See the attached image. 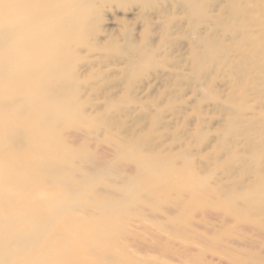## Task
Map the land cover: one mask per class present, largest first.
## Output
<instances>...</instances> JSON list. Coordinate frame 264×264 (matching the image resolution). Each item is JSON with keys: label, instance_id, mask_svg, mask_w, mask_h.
Here are the masks:
<instances>
[{"label": "bare ground", "instance_id": "obj_1", "mask_svg": "<svg viewBox=\"0 0 264 264\" xmlns=\"http://www.w3.org/2000/svg\"><path fill=\"white\" fill-rule=\"evenodd\" d=\"M120 11L133 19L105 31ZM171 28L194 37L184 75L156 67ZM149 68L194 99L150 109L149 84L135 91ZM167 113L185 116L173 132ZM251 229L264 234V0H0V264H200L145 240L228 250Z\"/></svg>", "mask_w": 264, "mask_h": 264}, {"label": "rangeland", "instance_id": "obj_2", "mask_svg": "<svg viewBox=\"0 0 264 264\" xmlns=\"http://www.w3.org/2000/svg\"><path fill=\"white\" fill-rule=\"evenodd\" d=\"M134 14L131 12H117L114 13L111 16L105 17L104 18V25H103V29L105 31H113V30H120L121 31V27L119 26V21L120 19H126L131 21L133 19ZM176 21H179L178 17L176 18ZM137 28V26H136ZM175 32V28H171V35L169 38V41L173 42V44L177 45L176 49L173 50L171 49V51L166 50L164 53H162L164 59H167V62L165 64H163L161 66V63L159 60L158 64H157V68L158 69H162L165 68L167 70V72L169 73H181L182 75L187 74L189 71V67L188 66V62L186 60L187 58V52L185 51V48L180 49L181 44L183 43H188L190 45L193 44V35L189 34L187 37H179V35L174 34ZM136 33V32H135ZM158 38V36L156 37ZM180 44V45H179ZM83 57H88L85 55V53H82ZM89 58V57H88ZM170 65V66H169ZM172 65H175L176 68H172ZM124 68L123 64H120L118 66H114V67H109V72L112 73L114 70L119 71L122 70ZM173 71H170V70ZM155 71L153 70V68H149L147 69L146 72H144L143 74H141L140 76H138V78L140 79L139 82L136 84L135 87V91L136 93H138V91L140 90V84L141 82L146 81L149 84L148 87V91L146 92V95L148 93H150V95L145 98L146 95H140V100L142 103H147L150 104V109H154L153 104L154 101L152 99H154L157 94L158 96L160 95L161 98H165V101L162 102V107L164 109L167 108V100L171 97L173 99H175V106L179 107L182 103L180 102V100L178 98H175L173 96V94L171 93L172 91H180V93L183 95L186 91V95L183 96V99H194L193 97H191V95L188 92H191L186 85V80L183 76L182 80H179L180 82H183V85H181L180 87L176 86L175 87V80H171L170 77H164V76H158V78H156V74ZM220 80V78L218 79ZM218 89V88H217ZM215 89V90H217ZM169 93H171V96H169ZM100 96V95H99ZM98 96V97H99ZM200 110L202 111L203 109L200 108ZM167 116H165V119L163 122H167V125L169 127H171V129H169V132H173L174 130L178 129L179 126L182 124L185 116L183 114H179L177 116H168V113L166 114ZM207 118V121L210 123L208 124L209 128H211L210 126H218V124H216L215 122H217L218 120H221V117H218L217 115H213L212 113H208L207 115H205ZM193 120V118H192ZM189 121V120H188ZM191 123V120L189 121ZM215 123V124H214ZM222 122H219V124H221ZM71 139V138H70ZM72 140V139H71ZM81 140V139H80ZM89 145L92 149L93 152H98V153H102L104 155H108L111 156L112 152L111 150H109L107 148V146H102L101 144H95L94 142H89ZM96 148V149H94ZM190 150L194 153L196 151V144L193 143L190 145ZM205 153L210 154L212 153V150L209 149L207 150ZM195 157V163L198 165V161L199 159L194 155ZM128 176L130 177L131 173L129 168H127V173ZM221 212H216L214 211L212 213V216L210 218L211 223L215 224V222L217 220H223V219H227V218H223L224 215L220 214ZM218 215L222 216V217H218ZM174 215H171L169 218H172ZM227 220H231V219H227ZM231 223H228L227 228H231L230 227ZM150 227H152L151 225H149ZM156 229V227H155ZM240 231V229H238ZM194 233L190 236L194 237L197 234H202L205 237H210L211 239L214 238V236L212 235H208L205 233L204 228H195L193 229ZM152 233V237H149L145 240L146 243H148L149 245L152 244L155 240L154 237H159L161 238V240H159L162 244L167 245V241L170 242V244L177 249H182L185 248L187 250V258L191 259V258H198L200 260V264H236L235 262H233L231 260V257L240 259V260H245L246 258L250 257V256H254L258 259H264V234L259 233L257 230H248L247 232H249L247 235H236V234H230L231 236H224L225 239L230 240L232 243L227 244V246L229 247L228 250L225 249H214L213 247H211V243L208 241L206 245L203 244H197V242L195 241H191L189 243H186L183 240H177V238H174L173 236L170 235L169 232L167 231H157ZM240 233L242 234V232L240 231ZM206 234V235H205ZM186 245H184V244ZM140 256H142L140 254ZM150 258L151 256L155 257L154 255H148ZM166 259L165 257H159V261ZM168 264H177V263H168Z\"/></svg>", "mask_w": 264, "mask_h": 264}]
</instances>
